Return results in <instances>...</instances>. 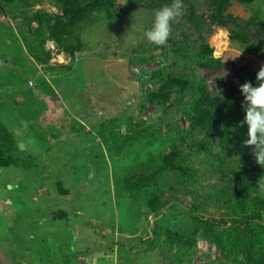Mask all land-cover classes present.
I'll return each mask as SVG.
<instances>
[{"label": "rangeland", "instance_id": "1", "mask_svg": "<svg viewBox=\"0 0 264 264\" xmlns=\"http://www.w3.org/2000/svg\"><path fill=\"white\" fill-rule=\"evenodd\" d=\"M125 2L63 20L52 0H0V264H264V210L237 204L217 133L162 166L190 124L166 84L241 105L264 0H186L164 46L144 38L147 0Z\"/></svg>", "mask_w": 264, "mask_h": 264}, {"label": "trees", "instance_id": "2", "mask_svg": "<svg viewBox=\"0 0 264 264\" xmlns=\"http://www.w3.org/2000/svg\"><path fill=\"white\" fill-rule=\"evenodd\" d=\"M62 8V19L69 20L79 17L92 11L115 9L118 0H52ZM186 0H182L184 4ZM240 3H251L253 0H238ZM172 0H147V7L151 11H157L165 5H171ZM264 32V23L261 25ZM195 45L194 42H191ZM183 46V45H181ZM83 44L75 45L76 52L72 60L78 58L82 53ZM185 49H188L186 46ZM202 50L207 51V47L202 46ZM80 53V54H79ZM172 87L174 91V103L183 106L182 112L188 116L189 127L186 133L180 137V141L174 144L170 155L164 158L162 166L172 165L174 154L182 151L184 146L199 147L205 151L211 150L213 141L212 135H218V153L221 161V175L230 176L235 185L239 197L237 204L244 211L252 213L264 210V193L261 189L264 187V166L256 164L251 155L250 148L244 144L247 139L246 127H242L240 122L243 119V112L239 102L230 94H224V97L212 96L207 85L200 82L196 87H191L188 83H181L180 87L174 84H166ZM175 87V89H174ZM189 94V101L184 103L183 94ZM149 102L156 100L160 106L171 100V94L164 89L157 93L147 95ZM219 126V127H217ZM216 128L219 131L216 132ZM204 134L200 141L201 135ZM5 164L0 160V168ZM143 178L136 179L132 185L145 183ZM131 185V184H129ZM251 194V196H249ZM208 200L205 199L204 202ZM247 202V205L244 204ZM192 217H196L194 212H190ZM251 216V215H250ZM183 244V239L177 242ZM246 258L251 259L250 250L246 247Z\"/></svg>", "mask_w": 264, "mask_h": 264}, {"label": "clouds", "instance_id": "3", "mask_svg": "<svg viewBox=\"0 0 264 264\" xmlns=\"http://www.w3.org/2000/svg\"><path fill=\"white\" fill-rule=\"evenodd\" d=\"M182 7V0H172L171 5L158 9L154 14L151 27L143 33L144 38L156 46L166 45L172 23L181 14ZM242 52L240 51L237 57ZM239 92L243 98L241 103L243 119L240 125L247 130V139L244 144L250 148L256 164L261 167L264 166V64L256 73L255 81L245 82L240 86ZM18 147L23 150L25 144L20 143Z\"/></svg>", "mask_w": 264, "mask_h": 264}]
</instances>
